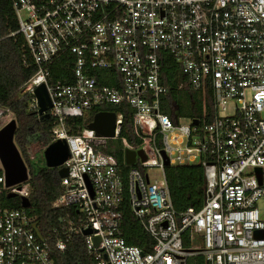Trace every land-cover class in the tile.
Listing matches in <instances>:
<instances>
[{
	"label": "built area",
	"instance_id": "1",
	"mask_svg": "<svg viewBox=\"0 0 264 264\" xmlns=\"http://www.w3.org/2000/svg\"><path fill=\"white\" fill-rule=\"evenodd\" d=\"M13 7L38 67L24 92L35 97L46 85L52 143L66 141L70 157L56 169L59 178L62 169L69 174L52 204L65 215L46 237L25 209L5 205L4 195L28 199L30 188L29 180L7 187L0 159V264H55L54 250L66 251L78 235L95 264H264V0H14ZM159 53L181 66L193 93L211 91V121L181 124L165 113ZM66 54L75 60L74 82L50 85V66ZM102 71H114L120 87L100 85ZM230 103L235 114L226 116ZM122 104L134 112L136 147L120 139L121 114L112 139L67 127L69 118ZM14 119L0 108V130ZM110 141L147 160L125 164L124 174ZM163 153L170 167H203L200 210L176 211ZM153 168L162 180L151 179ZM124 205L152 240L150 251L123 237Z\"/></svg>",
	"mask_w": 264,
	"mask_h": 264
},
{
	"label": "trees",
	"instance_id": "2",
	"mask_svg": "<svg viewBox=\"0 0 264 264\" xmlns=\"http://www.w3.org/2000/svg\"><path fill=\"white\" fill-rule=\"evenodd\" d=\"M14 0H0V108L10 109L15 115L18 128L15 134L16 145L22 158L30 170L28 182L30 188V208L22 207V198L3 200L7 207L25 209L36 219L40 234L44 237L61 225L64 210L52 208L53 202L63 193L57 170L48 167L35 170L30 156V147L41 144L49 146L53 140L55 122L52 118L43 119L37 108H34L35 97L24 92L25 85L37 74L38 67L31 59L25 40L19 31V24L14 11ZM74 58L66 54L50 66L49 84L59 82L70 84L74 82L72 69ZM162 67V83L168 88L165 97V113L174 121L184 118H200L204 116L208 121L213 118V98L211 91L193 93L181 70V66L170 54L159 53ZM100 85L120 87V78L106 82L99 72H95ZM94 73V74H95ZM183 87L179 89V85ZM204 105V106H203ZM100 112H115L123 115L120 139H127L132 146L139 145L134 127V112L128 104L119 106L103 105L93 109L84 118L67 119V127L72 134L78 133L89 126L96 114ZM109 142V153L115 155L124 174L129 171L124 163V148L121 141L119 147ZM173 205L181 213L189 208L200 210L204 203L206 178L204 169L200 165L171 166L165 170ZM124 208L123 237L129 245L150 251L152 240L138 221L133 220L127 205ZM188 246V244H186ZM55 264H95L93 255L88 251L86 239L82 235L73 236L67 241L64 252L54 250ZM191 264H193L191 262Z\"/></svg>",
	"mask_w": 264,
	"mask_h": 264
},
{
	"label": "water",
	"instance_id": "3",
	"mask_svg": "<svg viewBox=\"0 0 264 264\" xmlns=\"http://www.w3.org/2000/svg\"><path fill=\"white\" fill-rule=\"evenodd\" d=\"M35 97L39 107V115L43 119H49V110L52 108V102L47 91L46 85H41L35 90ZM117 114L115 112H100L95 115L94 120L88 126V130L94 131L98 137L114 138L117 127ZM199 122L196 120L195 124ZM18 128L16 120L11 121L8 125L0 130V159L6 172L7 187H14L29 180L28 168L22 158V155L15 142V134ZM46 165L48 168L57 169L62 166L70 157V150L66 141H57L49 145L44 152ZM165 158V166L170 167V163L163 153ZM138 159L142 162L147 160L144 152L140 151H125V164L135 166ZM69 174L67 169L59 171L60 178H65ZM17 197L16 194H9L8 199ZM31 204L27 198H22V207L30 208ZM92 231H86L85 236L90 235ZM100 239H96L98 246Z\"/></svg>",
	"mask_w": 264,
	"mask_h": 264
},
{
	"label": "rangeland",
	"instance_id": "4",
	"mask_svg": "<svg viewBox=\"0 0 264 264\" xmlns=\"http://www.w3.org/2000/svg\"><path fill=\"white\" fill-rule=\"evenodd\" d=\"M235 114V106L233 104H229L227 106V112L225 113L226 116H232ZM180 123L181 124H185V123H189V119L188 118H180ZM16 120V119H14ZM117 141H114V146L115 147H119L118 143H116ZM44 146L41 144H35L33 146L30 147V154L32 156V154H36L34 156V160L32 161L33 163V167L35 168V170H39L42 168H45L46 165V160H45V155H44ZM200 162L199 159H197V164ZM149 175L151 177V179L154 180H162L164 177V174L162 172L161 169L158 168H153L149 171Z\"/></svg>",
	"mask_w": 264,
	"mask_h": 264
},
{
	"label": "crops",
	"instance_id": "5",
	"mask_svg": "<svg viewBox=\"0 0 264 264\" xmlns=\"http://www.w3.org/2000/svg\"><path fill=\"white\" fill-rule=\"evenodd\" d=\"M100 74L103 80L106 82H109L118 76L114 71H102Z\"/></svg>",
	"mask_w": 264,
	"mask_h": 264
}]
</instances>
